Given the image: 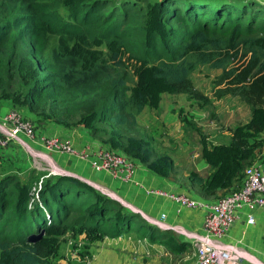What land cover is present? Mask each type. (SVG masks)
I'll return each instance as SVG.
<instances>
[{
	"label": "trees",
	"instance_id": "trees-1",
	"mask_svg": "<svg viewBox=\"0 0 264 264\" xmlns=\"http://www.w3.org/2000/svg\"><path fill=\"white\" fill-rule=\"evenodd\" d=\"M50 35L57 36V46L45 58ZM73 37L114 42L142 65L156 61L144 68L150 79L195 100L205 96L194 87L191 69L195 65L219 69L214 96L238 97L250 108L251 117L234 130L227 145L202 148V157L213 170L206 177L191 171L189 180L209 195L230 186L241 160L257 146L249 138L264 133L263 4L256 0H0L1 96L18 100L10 79L13 59L24 49L42 72V84L86 102L72 125L85 126L108 148L167 176L171 162L166 158L149 162L150 150L143 147L149 141L131 135L136 116L153 97L150 84L131 87L118 50L99 60L84 41L82 46L70 44ZM46 175L47 171L33 169L23 177L0 173V264H53L43 240L26 241L37 229L59 231L77 224L110 237L138 229L169 238V231L150 225L138 212L127 210L86 181ZM167 242L177 247L174 239ZM187 243H178V248Z\"/></svg>",
	"mask_w": 264,
	"mask_h": 264
},
{
	"label": "rangeland",
	"instance_id": "rangeland-1",
	"mask_svg": "<svg viewBox=\"0 0 264 264\" xmlns=\"http://www.w3.org/2000/svg\"><path fill=\"white\" fill-rule=\"evenodd\" d=\"M69 41L75 46H82L84 41V45L88 44L89 53L99 60L109 58L113 51L118 50L127 64L129 75L127 83L131 87H137L141 82L150 84L153 97L146 100L144 109L136 116L137 126L134 127L131 135L137 139L149 141L148 144L143 143L144 149L150 150L149 162L158 158H166L171 162V170L167 176L152 171L168 179L174 189L187 192L200 200L211 201L217 198V192L215 195H209L194 186L189 180V173L195 171L204 177L208 176L213 167L202 157V148L227 145L234 130L244 126L251 117L250 108L238 97L225 95L216 98L214 96L215 82L220 70L208 65H195L191 69L189 77L194 87L205 96L201 100H195L185 93H172L160 82L152 81L144 68L150 67L156 61L149 60L146 65H142L118 49L114 42L92 40L90 37L83 40L73 37ZM56 46L57 36L50 35L45 58H49ZM12 68L10 80L14 82V91L19 93L18 100L11 102L0 94V114L8 111L7 109H15L18 112L25 110L28 119L35 125L36 131L38 128L45 130L51 126L61 129H87L83 125H72L86 102L42 84L40 81L42 72L36 67L34 59L26 53V50L18 51V56L13 59ZM0 81L2 82V79ZM129 95L130 91H127L126 97ZM3 104H7L8 108L3 109ZM249 139L250 144L257 143V146L253 148L252 155L241 160L242 167L233 177L234 180L237 176L240 177L244 164L264 162V133H256ZM19 151L23 153L22 150ZM37 151L40 156L34 157L26 152L24 155L29 161L34 160V167L48 172L51 165L48 159L50 152L43 149H37ZM13 162L0 163V173L8 170L14 173V170H19L18 167L11 165ZM29 206L31 207L30 204ZM124 207L133 211L129 206L124 205ZM141 217L150 225L169 231V238L152 237L150 232L145 234L138 229L110 237L98 230L91 231L81 225L73 224L66 225L59 231L45 228L39 239L43 240L41 242L48 249L50 261L53 264H179L180 257L183 263L193 260L195 250L191 244L186 242L187 246L183 249L178 248V243L184 241L185 235L175 229H163L149 217L143 215ZM37 230L32 233L37 234L39 229ZM115 239L129 243L132 241L131 250L119 247L112 249L104 243L105 240L115 241ZM169 239H174L177 247L168 245Z\"/></svg>",
	"mask_w": 264,
	"mask_h": 264
},
{
	"label": "crops",
	"instance_id": "crops-1",
	"mask_svg": "<svg viewBox=\"0 0 264 264\" xmlns=\"http://www.w3.org/2000/svg\"><path fill=\"white\" fill-rule=\"evenodd\" d=\"M256 1L264 5V0ZM2 108H8V105L3 104ZM20 113L22 116L28 118V114L25 110H21ZM37 134L40 137L45 135H56L59 138H66L78 148L90 146L107 147L104 142L92 137L87 129L82 128L61 129L51 126L47 127L45 130L38 128ZM32 146L36 149H42L39 138L32 143ZM18 149L19 148L14 143H8L5 147L0 148V163L6 164L16 161L17 163L13 162L11 165L19 168V170H14L19 176H24V174H27L32 169L35 171L41 170L33 166V159L29 161L24 155V152L22 153L19 151L21 149ZM48 159L51 163L50 170L52 167L61 169L66 173L65 175L69 174L86 181L95 188L97 187V189L109 193L121 204L131 207L141 215L149 217L153 221L162 222L167 229H175L177 231L195 234H201L203 232V210L180 207L172 200L146 193L145 189L147 188H162L168 191L179 190L174 189L173 184L168 179L155 174L152 170L139 162H136L133 179L124 181L112 177L105 171L93 169L88 161L80 160L66 154L51 152L48 153ZM6 172L12 171L8 170ZM48 174L53 175V170L52 173L47 172L46 176H48ZM239 182L240 177L238 178L237 176L235 180L233 179L230 186L218 189L216 191L217 196L230 192ZM250 212L253 214L254 219L252 223H247V210L243 208L237 211V219L227 229L222 238V242L226 245H231L239 251L241 264H264V207H255ZM161 214H164V217L161 218ZM180 233L183 235L182 232ZM130 242L131 243L124 240L119 241V239H115V241H104L106 246L112 249L114 247H119L128 250L132 248L133 242ZM181 258L182 257L179 259V264H197L195 256L193 260H188L184 263L181 261Z\"/></svg>",
	"mask_w": 264,
	"mask_h": 264
},
{
	"label": "built area",
	"instance_id": "built-area-1",
	"mask_svg": "<svg viewBox=\"0 0 264 264\" xmlns=\"http://www.w3.org/2000/svg\"><path fill=\"white\" fill-rule=\"evenodd\" d=\"M33 122L20 112L10 109L0 117V148L14 143L31 156H40L32 143L39 138L40 146L46 152H56L88 161L97 171H105L112 177L124 181L133 179L136 161L127 154L105 146L75 147L68 139L56 135L40 137ZM52 173V169L48 171ZM146 193L176 202L187 209H201L204 212L202 233H187L184 241L194 247L197 264H241L239 251L222 242L227 229L237 219V211L247 210V223L253 222L250 212L255 207H264V163H246L241 171L239 184L230 192L211 201H203L184 191H168L162 188H147ZM164 214H161V218ZM155 223L163 229L166 226Z\"/></svg>",
	"mask_w": 264,
	"mask_h": 264
},
{
	"label": "water",
	"instance_id": "water-1",
	"mask_svg": "<svg viewBox=\"0 0 264 264\" xmlns=\"http://www.w3.org/2000/svg\"><path fill=\"white\" fill-rule=\"evenodd\" d=\"M52 170H53V173L54 174H66V173H64V171L63 170H61V169H56V168H54V167H52ZM68 174V173H67ZM69 175V174H68ZM97 188V187H96ZM99 190V189H98ZM100 191L101 192H103V193H105L103 190H101L100 189ZM105 194H108L109 196H111L109 193H105ZM111 197H113V196H111ZM113 198H115V197H113ZM116 199V198H115ZM125 205V204H124ZM133 211H135L134 209H133ZM42 232H43V229H40L39 230V232L37 233V234H35V233H30L29 235H27V237H26V241L27 242H31V243H33V242H35V241H37V240H39V238L41 237V235H42Z\"/></svg>",
	"mask_w": 264,
	"mask_h": 264
}]
</instances>
